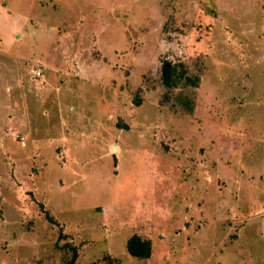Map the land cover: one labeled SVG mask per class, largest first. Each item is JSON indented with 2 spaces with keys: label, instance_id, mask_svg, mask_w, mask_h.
<instances>
[{
  "label": "rangeland",
  "instance_id": "rangeland-1",
  "mask_svg": "<svg viewBox=\"0 0 264 264\" xmlns=\"http://www.w3.org/2000/svg\"><path fill=\"white\" fill-rule=\"evenodd\" d=\"M164 59L198 83L166 87ZM66 243L264 264V0H0V264Z\"/></svg>",
  "mask_w": 264,
  "mask_h": 264
},
{
  "label": "trees",
  "instance_id": "trees-1",
  "mask_svg": "<svg viewBox=\"0 0 264 264\" xmlns=\"http://www.w3.org/2000/svg\"><path fill=\"white\" fill-rule=\"evenodd\" d=\"M187 70L182 63L173 62L170 59H164L161 67V80L162 83L168 88L176 87L182 79H185L186 83L193 85L198 83V77L191 78L187 75ZM136 103L139 104L140 100L137 99ZM47 219L54 222V218L45 211ZM65 247L73 251V254L66 264H73L78 255L77 248L71 243H66ZM126 249L128 253L136 258L147 259L152 255V241L150 238L141 236L140 234L134 233L126 240Z\"/></svg>",
  "mask_w": 264,
  "mask_h": 264
},
{
  "label": "built area",
  "instance_id": "built-area-1",
  "mask_svg": "<svg viewBox=\"0 0 264 264\" xmlns=\"http://www.w3.org/2000/svg\"><path fill=\"white\" fill-rule=\"evenodd\" d=\"M41 73L40 71L38 72V74Z\"/></svg>",
  "mask_w": 264,
  "mask_h": 264
}]
</instances>
